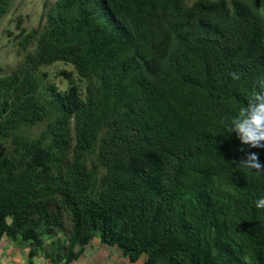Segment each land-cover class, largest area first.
<instances>
[{
  "label": "trees",
  "instance_id": "obj_1",
  "mask_svg": "<svg viewBox=\"0 0 264 264\" xmlns=\"http://www.w3.org/2000/svg\"><path fill=\"white\" fill-rule=\"evenodd\" d=\"M19 46L0 68V238L62 264L94 235L132 263L264 264V174L239 164L264 147L223 128L264 92V0H56ZM55 63L84 86L47 83Z\"/></svg>",
  "mask_w": 264,
  "mask_h": 264
},
{
  "label": "rangeland",
  "instance_id": "obj_2",
  "mask_svg": "<svg viewBox=\"0 0 264 264\" xmlns=\"http://www.w3.org/2000/svg\"><path fill=\"white\" fill-rule=\"evenodd\" d=\"M56 0H11L7 15L0 21V68L4 74L13 71L23 60L25 53L19 52V35L21 30L30 31L38 26L45 8L52 6ZM190 6L196 0H186ZM47 75V83L54 84L60 90L68 88V81L63 74H68L70 80L84 86L73 68L63 63L41 69ZM43 125L37 127L39 131ZM78 248V247H77Z\"/></svg>",
  "mask_w": 264,
  "mask_h": 264
},
{
  "label": "clouds",
  "instance_id": "obj_3",
  "mask_svg": "<svg viewBox=\"0 0 264 264\" xmlns=\"http://www.w3.org/2000/svg\"><path fill=\"white\" fill-rule=\"evenodd\" d=\"M230 76L235 80L240 78L235 71ZM223 128L225 136L235 133L242 145L249 148L264 147V92L253 93L247 103L224 121ZM241 151L244 149L241 148ZM239 164L249 171L264 174V162H261L256 152H248ZM255 206L264 208V197L258 198Z\"/></svg>",
  "mask_w": 264,
  "mask_h": 264
},
{
  "label": "crops",
  "instance_id": "obj_4",
  "mask_svg": "<svg viewBox=\"0 0 264 264\" xmlns=\"http://www.w3.org/2000/svg\"><path fill=\"white\" fill-rule=\"evenodd\" d=\"M46 245V242H44ZM32 247L29 243L11 240L6 236L0 238V264H62L52 263L38 250L34 256L29 252ZM45 251V250H44ZM76 258L69 264H144L143 256L138 262L132 263L115 246L101 243L98 235L83 248H75Z\"/></svg>",
  "mask_w": 264,
  "mask_h": 264
}]
</instances>
